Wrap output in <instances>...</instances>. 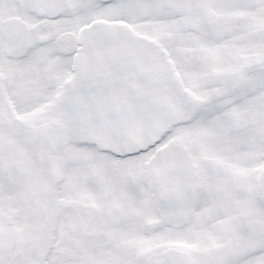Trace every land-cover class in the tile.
Instances as JSON below:
<instances>
[{"label":"snow or ice","instance_id":"6c2138e0","mask_svg":"<svg viewBox=\"0 0 264 264\" xmlns=\"http://www.w3.org/2000/svg\"><path fill=\"white\" fill-rule=\"evenodd\" d=\"M0 264H264V0H0Z\"/></svg>","mask_w":264,"mask_h":264}]
</instances>
